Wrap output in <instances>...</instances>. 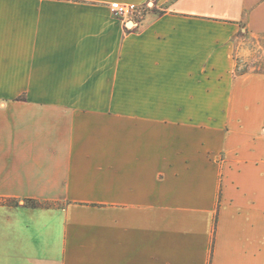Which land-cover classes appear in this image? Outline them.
<instances>
[{
  "label": "crops",
  "instance_id": "1",
  "mask_svg": "<svg viewBox=\"0 0 264 264\" xmlns=\"http://www.w3.org/2000/svg\"><path fill=\"white\" fill-rule=\"evenodd\" d=\"M243 33L264 0H0V264H264Z\"/></svg>",
  "mask_w": 264,
  "mask_h": 264
},
{
  "label": "rangeland",
  "instance_id": "2",
  "mask_svg": "<svg viewBox=\"0 0 264 264\" xmlns=\"http://www.w3.org/2000/svg\"><path fill=\"white\" fill-rule=\"evenodd\" d=\"M240 44L235 54L238 72L264 73V34H241Z\"/></svg>",
  "mask_w": 264,
  "mask_h": 264
},
{
  "label": "built area",
  "instance_id": "3",
  "mask_svg": "<svg viewBox=\"0 0 264 264\" xmlns=\"http://www.w3.org/2000/svg\"><path fill=\"white\" fill-rule=\"evenodd\" d=\"M111 9L114 14L126 21H134L139 18L147 11V6H139L134 3H123L114 1L111 3Z\"/></svg>",
  "mask_w": 264,
  "mask_h": 264
},
{
  "label": "trees",
  "instance_id": "4",
  "mask_svg": "<svg viewBox=\"0 0 264 264\" xmlns=\"http://www.w3.org/2000/svg\"><path fill=\"white\" fill-rule=\"evenodd\" d=\"M34 203H35V201H34Z\"/></svg>",
  "mask_w": 264,
  "mask_h": 264
}]
</instances>
